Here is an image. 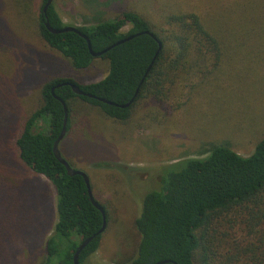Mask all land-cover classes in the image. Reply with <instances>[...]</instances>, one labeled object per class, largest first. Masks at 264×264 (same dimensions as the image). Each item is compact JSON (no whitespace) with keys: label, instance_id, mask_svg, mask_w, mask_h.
Here are the masks:
<instances>
[{"label":"trees","instance_id":"obj_1","mask_svg":"<svg viewBox=\"0 0 264 264\" xmlns=\"http://www.w3.org/2000/svg\"><path fill=\"white\" fill-rule=\"evenodd\" d=\"M45 2L0 0V264H15L22 242L21 216L33 209L26 195L31 189L22 190L21 170L44 176L56 196V220L41 264H74L77 246L102 226V214L91 203L83 178L69 176L53 154L64 117L56 97L67 109L68 134L75 110L88 113L76 127L82 133L90 125L92 110L125 124L146 99L176 103L177 108L194 102L195 89L211 100L220 89L230 93L231 88H243L249 96L264 91V0H130L112 18H94L92 24L76 26L88 36L94 51L141 33L98 57L90 54L79 34H55L45 27L46 20L54 28L66 26L53 3L42 13ZM126 25L129 28L122 31ZM39 40L67 59L74 71L90 68L98 58L107 62V72L87 83L71 75L45 77L39 85V106L14 118L10 86L20 79L17 72L10 74L22 50ZM159 42L161 48L144 76ZM63 82L74 83L94 97L78 95L69 85L56 86ZM182 89L187 92L184 101L182 93L177 96ZM135 92L124 108L96 98L125 104ZM87 129L91 134L90 126ZM96 134L102 143L107 141ZM81 147L96 152L90 144ZM204 153L162 170L159 187L142 198L133 221L138 235L135 252L118 264L161 260H168L164 264H264V135L248 155L226 142L211 143ZM93 197L105 211L107 226L108 205L94 193ZM103 232L81 250L79 264L99 248Z\"/></svg>","mask_w":264,"mask_h":264},{"label":"rangeland","instance_id":"obj_2","mask_svg":"<svg viewBox=\"0 0 264 264\" xmlns=\"http://www.w3.org/2000/svg\"><path fill=\"white\" fill-rule=\"evenodd\" d=\"M128 1L53 0V4L64 24L81 26L92 24L94 18H112ZM128 28L126 25L121 30ZM17 61L16 70L10 74L17 72L20 79L10 86L15 100L14 118L39 106V85L45 77L71 75L87 83L102 79L107 72V62L98 58L90 68L74 71L67 59L40 40L22 50ZM198 91L193 90V103L185 102L177 108L176 103L143 100L125 124L113 123L92 110L88 118L93 135L86 132L89 126L77 133L76 127L88 113L75 110L72 128L59 148L75 168L88 174L93 193L106 201L109 209L100 246L83 264H118L133 256L138 240L133 221L142 198L159 187L165 167L186 158L203 157L211 143L226 142L239 154L248 155L255 141L264 135V91L249 96L243 88H231L230 93L220 89L213 100L199 96ZM179 93L184 101L186 89L178 90L177 96ZM172 95L175 99L176 93ZM232 99L236 103L228 102ZM98 131L107 140L105 143L94 137ZM84 143L94 146L96 152L85 151L81 147ZM19 178L23 191L31 189L26 195L33 209L28 216L26 211L21 216L22 242L15 264H41L45 241L56 220L54 188L44 176L26 169L20 171Z\"/></svg>","mask_w":264,"mask_h":264},{"label":"water","instance_id":"obj_3","mask_svg":"<svg viewBox=\"0 0 264 264\" xmlns=\"http://www.w3.org/2000/svg\"><path fill=\"white\" fill-rule=\"evenodd\" d=\"M53 3V0H46L44 6L42 7V13L45 15L46 14V11H47V8L49 5H51ZM45 27L51 32V33H63V32H68V31H72V32H75L77 34H79L81 37H83L86 42H87V46H88V50L90 52V54L93 56V57H98L102 54H104L105 52H107L110 48H112L113 46L117 45V44H120L126 40H129L131 39L132 37L136 36V35H139L141 33H136V34H132V35H129L123 39H120L118 41H116L115 43L107 46L106 48L100 50V51H94L91 47V44H90V40L88 38L87 35H85L84 33H82L81 31H79L77 29L76 26H73V25H66L62 28H54L52 27L49 22L46 20L45 23H44ZM145 33H148L150 36L154 37L151 33L149 32H145ZM161 48V43L159 42L158 43V50L157 52L155 53L150 65L148 66V68L146 69V72L144 74V76L146 75V73L148 72L149 68L151 67V64L152 62L154 61V58L155 56L157 55L158 51L160 50ZM143 80V79H142ZM141 80V81H142ZM59 85H69L72 89V91L78 95H85V96H88V97H94L93 95L91 94H88L86 92H84L83 90H81L76 84L74 83H71V82H63V83H60V84H57L56 86H59ZM53 89L54 87L51 88V92L53 93ZM138 90V88H137ZM136 90V92H137ZM136 92L135 94L133 95V97L130 99V101H128L127 103L125 104H117L115 102H112L110 100H106L104 98H98L96 97L98 100L102 101V102H105V103H108V104H111V105H115V106H119V107H127L130 105V103L133 101L135 95H136ZM63 105V108H64V117H63V124H62V128H61V131L58 135V137L56 138V140L54 141L53 143V154L55 156V158L62 164L64 165L65 169H66V173L69 175V176H73V175H80L85 184H86V188H87V193H88V196H89V199L91 201V203L101 212L102 214V217H103V223H102V226L100 227V229L94 234V235H91L87 238H85L76 248L74 254H73V263L74 264H79V260H78V257H79V254L81 252V250L92 240L93 236L97 235V234H100L104 231L105 229V226H106V214H105V211L103 209V207L94 199L93 197V193H92V189H91V183H90V179H89V176L88 174L81 170V169H76V168H73L66 159L63 158L60 150H59V143L61 142V140L64 138L65 136V133H66V122H67V109L65 107V104H64V101L61 99V98H58L56 97ZM168 260H161V261H158L154 264H164L166 263Z\"/></svg>","mask_w":264,"mask_h":264}]
</instances>
